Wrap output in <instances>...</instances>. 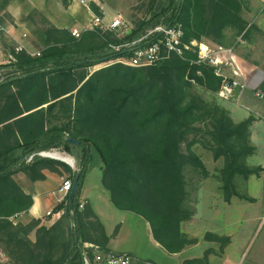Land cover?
Instances as JSON below:
<instances>
[{
    "label": "trees",
    "instance_id": "obj_1",
    "mask_svg": "<svg viewBox=\"0 0 264 264\" xmlns=\"http://www.w3.org/2000/svg\"><path fill=\"white\" fill-rule=\"evenodd\" d=\"M73 1L60 0L65 8ZM155 2L149 18L134 24L129 33L84 31L74 38L67 29L50 26L32 33L41 46L38 57L13 50L14 73L0 82V256L8 264H83V243L109 252L103 226L79 199L93 153L100 159L101 184L111 204L142 218L153 240L172 255L196 243L180 230L194 215L186 170L209 177L195 146L207 148L214 162L222 160L217 181L226 204L232 199L254 201L236 185L237 178L246 182L262 172L246 163L255 153L249 136L252 119L232 121L216 96L220 79L212 68L197 62V49L148 67L114 64L92 74L87 71L130 58L127 49L113 48L160 25L179 24L184 44L209 40L222 46L227 30L234 33L233 39L246 40L247 0H169L161 9ZM89 8L101 16L94 3ZM55 150L78 161L72 210L66 197L52 210L62 215L50 227L34 219L14 222L33 205L32 195L16 183L17 174L35 183L45 180L44 171L60 174L61 169L73 185L77 171L38 155ZM29 157L33 158L26 163ZM204 240L220 243L221 248L229 243L210 233ZM208 254L183 264H207Z\"/></svg>",
    "mask_w": 264,
    "mask_h": 264
},
{
    "label": "rangeland",
    "instance_id": "obj_2",
    "mask_svg": "<svg viewBox=\"0 0 264 264\" xmlns=\"http://www.w3.org/2000/svg\"><path fill=\"white\" fill-rule=\"evenodd\" d=\"M168 1L156 0L155 4L158 9H161L167 6ZM247 1V8L243 11V18L248 23L249 29L246 40L242 36L233 39L234 33L227 30L222 45L234 49L243 70H245L244 67H254L255 62L257 63L260 55L264 53V0ZM91 2L99 8L100 17L104 19L105 23L120 16L128 25V30L133 29L134 24L149 18V8L152 4V0H83L84 5L88 7ZM5 3L8 4L5 6ZM79 5L81 6V4ZM86 9L84 7L85 14L81 12V16L74 20L65 14L64 11L67 9L62 6L60 0H0V21L10 31L9 37L0 40V62H5L0 66V82L14 73L12 66L14 62L9 61V57L13 55L16 43L21 44L26 49V53L38 52L41 46L35 41L33 32L59 24L67 26L71 24L72 27L76 26V29H81L90 18ZM68 31L70 32L71 29ZM203 42L214 44L209 40H203ZM240 58L249 61V63L252 62L254 65L248 66L242 63ZM107 64H100L87 69V71L92 74L106 67ZM261 70L264 71V67ZM198 92L204 99H210L205 93ZM220 103L227 110L233 122H241L245 117L244 110L234 102L221 101ZM258 134L259 137L253 141L256 147L255 153L247 158L246 163L249 167H260L262 172L258 177H249L246 182L237 178L236 185L239 193L249 198H256L262 203L264 201V142L260 138V130H258ZM256 142L259 145H255ZM182 150H185L184 146ZM193 151L202 160L209 173L208 178L202 179L197 172L193 173L190 170L185 172L189 207L194 211V215L189 221L181 224L180 230L188 239L196 241L194 245L186 247L179 254H169L151 240V234L145 228L146 224L142 218L129 212L117 210L109 198L102 196L107 193L101 184V163L98 155L93 153L87 167L85 194L89 197L90 206L96 217H100L109 234H113L115 229L116 233L119 232L115 247L130 253L132 257L141 262L183 264L188 260L203 259L209 252L207 264H264L263 210H260L259 207L253 208L254 206L249 204L251 202L237 199H232L231 204H226L217 181L218 174L223 167L222 160L214 162L208 149L199 145L195 146ZM49 153L63 155L64 158L70 160L71 166L73 159L78 163L75 157L61 150ZM76 169H78V165ZM62 172L60 173L61 182L68 178V175L64 171ZM16 176L14 178H17ZM16 220L17 218L14 222ZM207 233L224 238L232 235L234 241L231 247H228L227 243L221 248L220 243L204 240ZM30 238L33 240L34 235L32 234ZM0 263L8 264V261L0 256Z\"/></svg>",
    "mask_w": 264,
    "mask_h": 264
},
{
    "label": "built area",
    "instance_id": "obj_3",
    "mask_svg": "<svg viewBox=\"0 0 264 264\" xmlns=\"http://www.w3.org/2000/svg\"><path fill=\"white\" fill-rule=\"evenodd\" d=\"M81 4L84 5L83 1ZM85 6V5H84ZM90 13L86 25L81 29L73 28L70 34L74 38H79L84 31L90 32H118L128 33V25L120 16L114 17L109 23H105L104 19L91 13L88 6H85ZM10 31L7 26L0 21V40L4 37H9ZM25 38V36H23ZM183 31L179 24L164 26L160 25L150 30L145 36L138 40L125 43L122 46L114 47V51H119L121 48L127 49L132 56L130 58L122 57L110 61L107 66L121 64L131 68H142L152 66L160 61L167 60L171 55L182 57L186 51L197 49L198 63L204 64L213 69L214 75L220 79V86L216 96L224 102H234L242 109H249L242 105V99L249 85L246 82L245 71L240 63V60L232 47H223L220 45L208 44L206 42H191L184 44L182 42ZM144 43L142 47H139ZM14 48L15 54L26 49L19 43H16ZM32 57H38L39 53H28ZM9 61L15 62L14 56L9 57ZM5 62H0L2 66ZM252 96L255 99L263 100L264 94L256 87L251 88ZM40 157L43 153L38 154ZM47 155H49L47 153ZM33 157H29L26 163H29ZM72 188V181L66 179L62 181L58 193L62 196V201ZM50 215V213H47ZM80 255L83 264H153L151 262H140L134 257L126 253H115L112 251L106 252L99 246L91 243H83L80 249Z\"/></svg>",
    "mask_w": 264,
    "mask_h": 264
},
{
    "label": "crops",
    "instance_id": "obj_4",
    "mask_svg": "<svg viewBox=\"0 0 264 264\" xmlns=\"http://www.w3.org/2000/svg\"><path fill=\"white\" fill-rule=\"evenodd\" d=\"M81 1H83V0H74L68 7H66L67 11H64L65 14H67L69 17L73 18L74 20H76V18L81 16V12L85 14V10H84L85 6L81 4ZM79 4H81L82 7ZM85 9H86V7H85ZM88 14H90V13L88 12ZM70 25L67 26V25L59 24V25H56L55 27L56 28H63V29H67V30L68 29L70 30L72 28H76V26L72 27V25L71 26ZM241 60H242V63H244L248 66L254 65V64H252V62L249 63V61H247V60L246 61H244V59H241ZM262 67H264V53H262V55H260V59H258L257 63L255 62L254 67H250V68L244 67L245 78H246V82L249 85V88L243 96L242 105L247 107L249 109V111L242 109L245 112V117H243L242 121H245L249 118L252 119V124L249 128V136H250V143L254 148H256V147L254 146L253 141L256 140V137H259L258 130L261 131V137L260 138L264 142V140H263L264 139V99L263 100L255 99L252 96V91H251L252 87H256L259 91L264 93V71L261 70ZM234 123H236V122H234ZM238 123H240V122H238ZM255 145H259V144H257V142H256ZM77 165H78V163L76 162V160L73 159V167L68 166V165L67 166L72 171L78 172V169H76ZM78 167H79V165H78ZM100 169H101V166H100ZM59 171H60V173H63L61 169H59ZM43 174L45 176V180L35 182V183H30L25 178V176L23 174H17V176H16L17 178H14L16 183L19 185V187L22 189V191L24 193L32 195V200H33V205L31 207V209L28 211V213L23 214V215L22 214L19 215L17 217L16 222H21L23 224H26L30 220L34 219V220H40L41 221L40 226L50 227L61 218L62 211H59L56 213L52 212V210L62 202V196H61V194L58 193V189L60 188V185L62 183L60 181L61 175L50 173L48 171H44ZM87 175H88V173L86 172V175H85L84 181H83V186L80 190V198L79 199H80L81 204L82 203L88 204L90 206V202L88 199L89 197L85 194V183H86ZM102 196H106L108 199V194L107 195L105 194ZM250 198L253 199L254 201L249 203V204L251 206H254L253 208L259 207V209L263 210V212H264V201L261 203L256 198H253V197H250ZM90 208H91V206H90ZM92 212L95 215L93 209H92ZM47 213H50V215H47ZM256 218H257V216H256ZM97 219H98V221L100 220L99 222L101 223V225L104 228L103 222L100 219V217ZM145 224H146L145 228H147V230L150 232L148 224L146 222H145ZM104 231H105V234L107 235V237L109 238V243L107 245V249L109 251H112L115 253H126V254L131 255L130 253L125 252V251L123 252L119 248L115 247L114 244H116V241L118 240L117 238H119V232H117L118 234L117 233L109 234L108 232H106L105 228H104ZM115 231H116V229H115ZM228 239H229L228 247H231V245L234 241L233 236L229 235ZM151 240H153V238ZM2 259H3V257H2ZM137 261H139V260H137Z\"/></svg>",
    "mask_w": 264,
    "mask_h": 264
},
{
    "label": "water",
    "instance_id": "obj_5",
    "mask_svg": "<svg viewBox=\"0 0 264 264\" xmlns=\"http://www.w3.org/2000/svg\"><path fill=\"white\" fill-rule=\"evenodd\" d=\"M128 33H129V32H128ZM67 141H68V143H70V144H72V145H79V143L76 142V141H72V140H67ZM43 154H44V155H41V157H43V158L52 159V160L59 161V162H62V163H64V164L68 165V164H67L66 162H64V161H61V160H59V159H57V158H52L51 156L47 155V153H43ZM68 166H69V165H68ZM71 167H73V165H72ZM79 177H80V174H79V172H77L76 175H75V177H74V180H73L72 188H71V190H70V192H69V194H68V203H69V210H70V211L72 210V207H73V199H74V195H75V193H76V190H77V188H78ZM71 220H72V222H74V217H73V215H71ZM75 239H76V243H77L78 236H77L76 233H75Z\"/></svg>",
    "mask_w": 264,
    "mask_h": 264
},
{
    "label": "bare ground",
    "instance_id": "obj_6",
    "mask_svg": "<svg viewBox=\"0 0 264 264\" xmlns=\"http://www.w3.org/2000/svg\"><path fill=\"white\" fill-rule=\"evenodd\" d=\"M48 154H49V156H51L52 158H57V159H60V160H64V162H66L69 166H71L70 160L67 159V158H64L63 155L56 154V153H48Z\"/></svg>",
    "mask_w": 264,
    "mask_h": 264
}]
</instances>
